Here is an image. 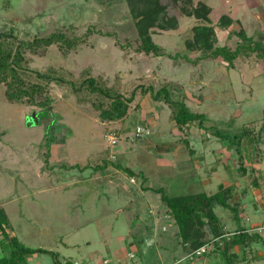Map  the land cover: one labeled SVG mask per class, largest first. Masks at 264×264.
I'll use <instances>...</instances> for the list:
<instances>
[{
  "label": "rangeland",
  "instance_id": "obj_1",
  "mask_svg": "<svg viewBox=\"0 0 264 264\" xmlns=\"http://www.w3.org/2000/svg\"><path fill=\"white\" fill-rule=\"evenodd\" d=\"M199 3L210 24L221 13L233 18L226 29L214 27L212 46L264 41V0H0V51L23 43L18 74L41 87L33 101L50 106L30 104L26 95L8 100L0 82V257L16 264H226L221 245L243 229L252 237L227 248L231 264H264V61L245 47L231 65L187 47L191 26L206 24L188 14ZM154 19L162 26H147ZM140 29L159 55L139 49ZM50 34L61 36L38 40ZM84 78L122 98L135 90L122 120L99 117L110 98L87 89ZM137 86L165 87L172 102L203 114L202 128L194 121L178 129L174 106L162 97L140 109ZM171 145L186 168L165 170ZM216 166L222 169L209 180ZM218 184L229 187L234 209L213 205L222 236L189 259L154 188L208 195ZM11 237L37 250L18 257Z\"/></svg>",
  "mask_w": 264,
  "mask_h": 264
},
{
  "label": "trees",
  "instance_id": "obj_2",
  "mask_svg": "<svg viewBox=\"0 0 264 264\" xmlns=\"http://www.w3.org/2000/svg\"><path fill=\"white\" fill-rule=\"evenodd\" d=\"M208 11V7H206L202 3H199L196 6H191L190 12H188V14L191 15L192 18H195L197 20H203L206 24H193L191 26V38L185 42L187 47H192L201 51L202 49L206 48V50L211 51L212 54H215L225 61H228L229 65H231V61L238 55L239 51H241V48L245 47L247 50L253 51L258 58H261L262 61H264V41L261 40H253V38H243L242 40H246L248 43H236L234 48L232 49L225 47V45L212 46L210 40H213L214 38V27L226 29L233 22V19L228 14L221 13L217 17V19L212 24H210L211 21L207 15ZM152 24L162 26L159 25L155 19L153 22L152 20H149L147 22V26H150ZM169 25L170 26L168 27H173L174 23H170ZM140 31L139 49L143 50L145 53L159 55L158 53L161 48L154 42H152L148 31L146 29H140ZM60 36L61 35L50 34L48 36L40 37L38 38V40L44 44H48L52 41V39H54L55 37L57 39ZM25 43L26 42H24V44ZM22 44V42L20 44L18 42L16 43V47L19 48V45L21 46ZM251 44H253L254 46ZM4 46V50L0 51V82H4L5 97L8 100H18L21 99L23 95H26L27 99H29L28 103H34V105H38V107L41 108L47 106L45 99H43L39 103L33 101V97L37 95V92H40L41 87L38 84L33 85L31 83L22 81L18 74L17 69L19 68L16 67V65H19L18 62H20L21 59L19 49H11L10 44H6ZM206 56V53L202 54V57ZM82 83L87 89L103 96H108L110 98L108 107L101 108L99 110V117L101 119L107 121H116L123 119L126 113L127 105L131 103L135 95L134 89H132V92L130 93V96L128 98H122L118 93L110 94L105 89L97 86L93 78H84L82 80ZM137 87H140V90L138 91L140 95L148 93L152 100H158L160 99V97H162V100L165 103L174 106L171 114V119L178 129L194 121H197V124L200 125V128H202L201 122L203 120V114L189 111V109L182 101L172 102L169 97V92L165 87H159L155 91L150 86ZM139 123H142V120H140ZM213 133L219 138L227 137L226 134H222L217 130H214ZM233 150L236 149L233 148ZM233 150L232 153L234 152ZM239 156V154H236L237 159H239ZM239 168V173L242 174L245 168L243 165H240ZM127 172H129V170H127ZM129 173L131 174L132 172ZM155 191L157 193H160V199L166 206L170 216L175 222L178 239L185 249L186 253L192 252L203 244L208 245L209 243L213 242L216 237L222 236L217 232V226H215V223H217V217L212 210L214 204L220 205L225 208H230L231 210L234 209L230 207L226 202V198H228V196L230 195L229 187H223L221 185H218L214 193L208 195L202 192L174 196L167 195L163 192L162 187L156 188ZM206 225L209 227L211 237H208L205 229ZM0 233L6 234L5 228H3V226L1 225ZM229 235L230 236L227 237L226 240L222 243V248L220 249V254L224 258L226 264H231L235 260V256L229 257L227 248L233 244H241L244 238L249 239V237H252V234L247 235L243 229H238L237 231L232 232ZM11 240L14 242L13 244L18 250V257L33 253L37 250L20 246L13 237H11ZM10 260L11 258L1 256L0 264H16L15 260L12 263L10 262Z\"/></svg>",
  "mask_w": 264,
  "mask_h": 264
},
{
  "label": "crops",
  "instance_id": "obj_3",
  "mask_svg": "<svg viewBox=\"0 0 264 264\" xmlns=\"http://www.w3.org/2000/svg\"><path fill=\"white\" fill-rule=\"evenodd\" d=\"M231 17V16H230ZM233 19V18H232ZM151 98H150V96L148 95V93H144V95L142 96V98L140 99V102H139V104H140V109L143 107L144 108V103H148V104H150L151 103V100H150ZM151 105V104H150ZM149 105V106H150ZM131 124H133V120H132V122H130ZM175 147L176 146H173V145H171V147H169L168 149H169V151L170 152H168V158H169V160H170V165L171 166H166V168H165V170H167L168 169V171H170L169 169H184V168H186V164H184V163H186V162H183L182 160H180V162H179V158H178V154L175 152L176 150H175ZM228 151H231L230 149L228 150ZM217 152H218V156H220L221 154H220V152H219V150H217ZM231 153V152H230ZM232 155V154H231ZM201 158V157H200ZM203 158V157H202ZM186 159H187V157H186ZM212 162H214V160H212ZM167 165V164H166ZM174 167V168H173ZM218 167V168H217ZM196 168H199V167H196ZM222 168H220L219 166H216V168H210V173L211 174H209V180H212L213 179V174L214 173H216V170H221ZM139 179L140 180H138L137 182H141V186H144V187H151L149 184H148V181H147V179H146V177L144 176H142V178H140V176H139ZM131 183H135V181L134 182H131ZM219 185V184H218ZM222 185V184H221ZM156 188H161V186H159V187H156ZM156 188H154V189H156ZM155 221H157V219L155 220Z\"/></svg>",
  "mask_w": 264,
  "mask_h": 264
},
{
  "label": "built area",
  "instance_id": "obj_4",
  "mask_svg": "<svg viewBox=\"0 0 264 264\" xmlns=\"http://www.w3.org/2000/svg\"><path fill=\"white\" fill-rule=\"evenodd\" d=\"M143 132V131H142ZM141 128L139 126H136L134 127V134L135 135H138V134H141ZM145 134L147 133V130L144 132ZM107 140H108V143L110 144H113L115 143V137L113 135H110L107 137ZM129 181L130 182H134L133 178L130 177L129 178ZM207 244H203L201 246H199L198 248H196L195 250H193L192 252H189L186 254V257H188L189 259H193L194 256L195 257H200L202 256L206 251H207Z\"/></svg>",
  "mask_w": 264,
  "mask_h": 264
},
{
  "label": "water",
  "instance_id": "obj_5",
  "mask_svg": "<svg viewBox=\"0 0 264 264\" xmlns=\"http://www.w3.org/2000/svg\"><path fill=\"white\" fill-rule=\"evenodd\" d=\"M44 109H46V110L50 109V106H47ZM205 229H206V232L208 233V237H211V232H210L209 227L207 225L205 226Z\"/></svg>",
  "mask_w": 264,
  "mask_h": 264
}]
</instances>
